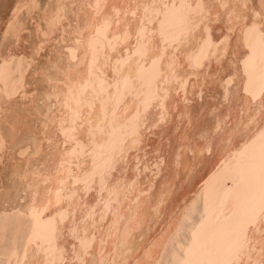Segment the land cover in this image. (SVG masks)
<instances>
[{
  "label": "bare ground",
  "instance_id": "1",
  "mask_svg": "<svg viewBox=\"0 0 264 264\" xmlns=\"http://www.w3.org/2000/svg\"><path fill=\"white\" fill-rule=\"evenodd\" d=\"M45 4L2 32L3 264H264V0Z\"/></svg>",
  "mask_w": 264,
  "mask_h": 264
},
{
  "label": "rangeland",
  "instance_id": "2",
  "mask_svg": "<svg viewBox=\"0 0 264 264\" xmlns=\"http://www.w3.org/2000/svg\"><path fill=\"white\" fill-rule=\"evenodd\" d=\"M19 1L20 0H0V47H1L0 50L1 51L5 50V45L2 44L3 43V39H2L3 29L5 28V24L8 21V19L11 18L13 16V14L15 13L16 7H17V4H18ZM50 1L51 0H42L43 4L46 3L45 5H47V3H50ZM26 32H28V31H26ZM19 44L20 45H25V46H28V47L31 45L30 43H24V42H19ZM19 61H21L22 63L19 62ZM12 63H14V65ZM21 64H24V63L19 58L18 59L15 58V60H12L11 62H2L0 64V71H3V72L5 71V73H6L7 77H8V80H10L11 84H13L14 82L15 83L18 82L19 81L18 79L21 78V75H20L21 74V68H22ZM26 65L27 64H25V67H27ZM5 66H6V69H5ZM13 68H15V69H13ZM11 73H13V74L11 75ZM15 78H17V79H15ZM150 136L154 137L155 135L151 134ZM14 192L18 195V196L16 195V197H19L21 195V193H22V192L20 193L19 190H15ZM12 215L14 216V214H12ZM12 215H11V217H12ZM0 218H3V219H0V242H1L0 243V254H3V253L5 254V253H8L9 251H11L12 249H14L13 242H14L15 238L17 237L16 236L17 235V228H16L17 222L12 221L11 219L6 220V216L5 215H3V217L0 215ZM1 221H2V223H1ZM26 227H27V224L25 223L23 225V232L24 233H22L24 235L27 233V230H26L27 228ZM22 234L20 235L19 240H18L19 243H20V246H22L23 241L25 239V236L22 235ZM7 249H9V250H7ZM3 255H0V259H1L0 261H1L2 264H3V261H4Z\"/></svg>",
  "mask_w": 264,
  "mask_h": 264
}]
</instances>
